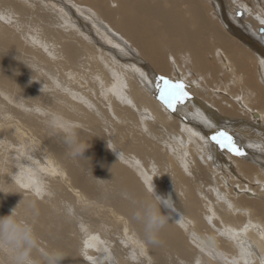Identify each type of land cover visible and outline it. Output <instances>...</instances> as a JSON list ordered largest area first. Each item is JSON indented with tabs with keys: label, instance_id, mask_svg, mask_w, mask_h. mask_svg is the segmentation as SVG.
<instances>
[{
	"label": "bare ground",
	"instance_id": "obj_1",
	"mask_svg": "<svg viewBox=\"0 0 264 264\" xmlns=\"http://www.w3.org/2000/svg\"><path fill=\"white\" fill-rule=\"evenodd\" d=\"M262 21L264 0H0V218L61 264H264ZM179 72L199 87L170 112ZM227 127L246 157L210 140ZM149 186L173 201L158 245L131 217Z\"/></svg>",
	"mask_w": 264,
	"mask_h": 264
},
{
	"label": "clouds",
	"instance_id": "obj_2",
	"mask_svg": "<svg viewBox=\"0 0 264 264\" xmlns=\"http://www.w3.org/2000/svg\"><path fill=\"white\" fill-rule=\"evenodd\" d=\"M49 127L61 135L69 156L84 157L83 154L89 147L79 140L73 125L53 116ZM108 147L110 148L109 145ZM124 195L128 197L127 193ZM29 206L34 208V202ZM162 206L173 210V201L157 195L155 186L149 187L143 200H132L131 217L141 226L144 240L148 244L160 243V230L169 219L168 215L162 214ZM68 211L70 213L71 209ZM0 252L7 256L8 264H61L64 259L60 250L40 249L32 224L19 218L16 208L10 215L0 218ZM34 252L38 253V258H34Z\"/></svg>",
	"mask_w": 264,
	"mask_h": 264
},
{
	"label": "snow or ice",
	"instance_id": "obj_3",
	"mask_svg": "<svg viewBox=\"0 0 264 264\" xmlns=\"http://www.w3.org/2000/svg\"><path fill=\"white\" fill-rule=\"evenodd\" d=\"M264 23V21H262ZM262 39H264V29L261 30ZM264 63V61H262ZM158 99L164 107L170 112H176L177 106L184 104L191 99L189 92L186 90L187 85L183 81H173L164 76L158 77L156 82ZM210 140L214 142L220 149L227 150L237 157H246L247 152L237 144L236 140L227 131L218 130L210 136ZM27 187L28 185H24ZM150 187V186H149ZM37 195L40 189H35Z\"/></svg>",
	"mask_w": 264,
	"mask_h": 264
},
{
	"label": "rangeland",
	"instance_id": "obj_4",
	"mask_svg": "<svg viewBox=\"0 0 264 264\" xmlns=\"http://www.w3.org/2000/svg\"><path fill=\"white\" fill-rule=\"evenodd\" d=\"M233 18H234V16H233ZM233 18H231L234 22H235V19H233ZM177 74V73H176ZM176 74L175 75H172L171 77H170V79L171 80H173V81H178V80H180V81H183L184 83H187V84H192L193 85V89H191V88H188V91H194L195 90V88H197V87H199L198 86V82L197 81H195V80H191V79H189L188 77H186L185 75H183L182 73H180L179 72V76H177V77H175L176 76ZM169 79V78H168ZM194 97V96H193ZM41 128V127H40ZM228 128V127H227ZM230 128V127H229ZM227 129V132H230V129ZM42 130L40 131V134L41 135H44L45 133V130H44V127H42L41 128ZM1 147H3V145L2 146H0V150H1ZM16 150V148H13V151H15ZM36 155V154H35ZM38 156H39V154H38ZM40 157V156H39Z\"/></svg>",
	"mask_w": 264,
	"mask_h": 264
},
{
	"label": "water",
	"instance_id": "obj_5",
	"mask_svg": "<svg viewBox=\"0 0 264 264\" xmlns=\"http://www.w3.org/2000/svg\"><path fill=\"white\" fill-rule=\"evenodd\" d=\"M262 30V29H261ZM261 30H260V32H261Z\"/></svg>",
	"mask_w": 264,
	"mask_h": 264
}]
</instances>
